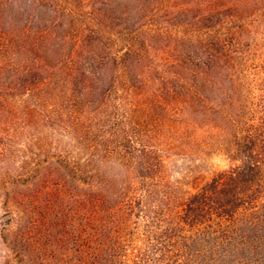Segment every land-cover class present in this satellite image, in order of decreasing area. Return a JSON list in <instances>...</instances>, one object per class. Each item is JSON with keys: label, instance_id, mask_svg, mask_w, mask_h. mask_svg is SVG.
<instances>
[{"label": "trees", "instance_id": "obj_1", "mask_svg": "<svg viewBox=\"0 0 264 264\" xmlns=\"http://www.w3.org/2000/svg\"><path fill=\"white\" fill-rule=\"evenodd\" d=\"M188 113L223 119L237 164L181 198L165 163L199 146ZM263 142L264 0H0V191L51 180L81 264H264V187L236 212Z\"/></svg>", "mask_w": 264, "mask_h": 264}, {"label": "rangeland", "instance_id": "obj_2", "mask_svg": "<svg viewBox=\"0 0 264 264\" xmlns=\"http://www.w3.org/2000/svg\"><path fill=\"white\" fill-rule=\"evenodd\" d=\"M117 2L122 4L128 0ZM46 54L51 56V48ZM186 118L196 127L197 138L201 139L199 146L196 151L187 154H174L165 163L172 189L181 198L194 192L217 173L237 164L233 146H227L223 141L229 133L231 135V129L220 116L188 113ZM40 132L42 136L39 137L44 136L41 141H45L40 162L51 163V145H54L53 142L51 144V128ZM261 145L260 155L264 157V142ZM6 186L10 193L9 204L7 196L0 191V264H55L57 255L63 259V264H69L70 261L75 264L86 263L82 257L84 242L80 236L76 240L70 237L73 228L82 229L80 216L75 218L74 223L70 220L72 213L67 207L70 202L66 196L60 209L61 214L60 211L56 212L57 209L52 207L51 180L47 181L44 176H40L29 182L15 181ZM261 187H264V183L240 195L242 203L236 212L240 213L243 206L247 207L251 197L258 196ZM5 198L6 204L3 203ZM7 206L10 207V214L6 212ZM51 215L54 216L52 222ZM55 233H63L62 242L58 245L54 239Z\"/></svg>", "mask_w": 264, "mask_h": 264}]
</instances>
